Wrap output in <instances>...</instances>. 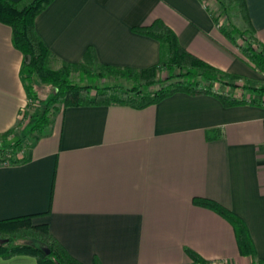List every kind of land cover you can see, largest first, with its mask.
<instances>
[{"label": "crops", "instance_id": "obj_1", "mask_svg": "<svg viewBox=\"0 0 264 264\" xmlns=\"http://www.w3.org/2000/svg\"><path fill=\"white\" fill-rule=\"evenodd\" d=\"M246 2L264 45V0ZM210 8L206 0H55L36 29L60 61L79 62L93 46L103 64L146 68L159 63L160 42L134 28L161 19L185 49L240 77L236 96L256 95L247 85L264 74ZM22 64L12 27L0 22V134L17 127L29 101ZM51 122L27 162L0 165V220L35 215L83 264H191L186 248L212 263L253 264L233 225L195 204L203 197L247 222L264 260V104L178 92L145 109H61ZM0 264L39 262L19 255Z\"/></svg>", "mask_w": 264, "mask_h": 264}, {"label": "trees", "instance_id": "obj_2", "mask_svg": "<svg viewBox=\"0 0 264 264\" xmlns=\"http://www.w3.org/2000/svg\"><path fill=\"white\" fill-rule=\"evenodd\" d=\"M54 1L0 0V22L12 27L13 42L23 54L21 75L29 103L21 114H34L39 102L44 107L31 130L37 135L28 148L27 137H14L11 141L19 124L0 134V165L27 162L28 157L21 158L19 153L27 152L41 138L52 123L53 115L61 109L111 105L145 109L178 92L216 95L225 106L264 104V82L259 86L247 85L248 89L256 92V96H236L235 92L241 88L238 83L240 77L211 65L185 49L177 33L161 19L134 28L135 32L160 42V61L156 65L134 68L103 64L93 46L86 50L79 62L60 61L36 29L37 17ZM225 4L228 11L238 10L245 23L244 29L221 24L213 8L209 9L211 14L223 34L239 48L241 57L264 74V45L256 37L246 0H227ZM59 61L60 65L57 64ZM163 72L167 73L165 79L160 78ZM77 75L81 77L78 81ZM38 84L53 87L47 99H41L36 89ZM209 138H213L212 132ZM194 202L227 219L235 229L241 255L253 258V264H264V260L258 257L248 224L240 215L213 199L198 197ZM34 218L35 215H26L0 220L1 257L11 259L29 255L35 257L39 264H83L66 251L47 225H36ZM186 252L192 260L191 264H213L193 249L186 248ZM94 264L102 262L96 259Z\"/></svg>", "mask_w": 264, "mask_h": 264}, {"label": "rangeland", "instance_id": "obj_3", "mask_svg": "<svg viewBox=\"0 0 264 264\" xmlns=\"http://www.w3.org/2000/svg\"><path fill=\"white\" fill-rule=\"evenodd\" d=\"M206 2L214 9L215 15L219 18L221 24H228L231 26L235 25L241 29L245 28V23H244L243 19L241 18L238 10H232L231 9L228 11L226 9L225 3H227V0H222V1L221 0H206ZM240 42L244 43L243 40H241ZM260 73L263 74L262 72H260ZM166 76H167V73L163 72L160 75V78L165 79ZM80 79H81V77L77 75L76 80L78 81ZM112 83H113V81L110 84H112ZM261 84H257V86H259ZM36 89L39 92L41 99H43V100L47 99L53 92V87L50 85H46V84H38L36 86ZM256 95H254L253 93H250L249 95H247V97L252 98ZM243 96L244 95L239 96V97H243ZM34 111H35V113L30 114L29 116H26V115L24 116L21 114L19 126L15 130V133L11 136V141L15 139L14 137H27L26 138V144H27L26 148H28L34 142V138H35L34 136L37 135V133H35V134L32 133L31 130L37 124L39 116L44 111L43 105L39 102L38 106L35 108ZM25 155H26V151H22L21 153H19V156L21 158L24 157ZM213 264H221V263L219 262V263H213Z\"/></svg>", "mask_w": 264, "mask_h": 264}, {"label": "built area", "instance_id": "obj_4", "mask_svg": "<svg viewBox=\"0 0 264 264\" xmlns=\"http://www.w3.org/2000/svg\"><path fill=\"white\" fill-rule=\"evenodd\" d=\"M26 106H27V105H26ZM26 106L22 109V111L25 110ZM220 263H221V264H228V261H227V260H223V261H221Z\"/></svg>", "mask_w": 264, "mask_h": 264}]
</instances>
